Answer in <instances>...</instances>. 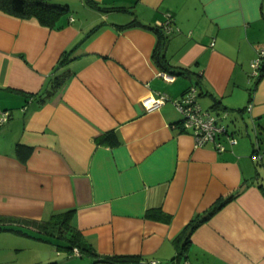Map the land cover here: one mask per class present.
<instances>
[{
    "label": "crops",
    "instance_id": "0c3cea01",
    "mask_svg": "<svg viewBox=\"0 0 264 264\" xmlns=\"http://www.w3.org/2000/svg\"><path fill=\"white\" fill-rule=\"evenodd\" d=\"M81 4L89 18L70 13L61 28L0 10V114L9 112L0 125V224L20 230H0V264H67L49 234L23 223L66 210L100 257L264 264V173L248 133L264 131V66L248 77L264 48V0ZM192 83L236 143L222 137L216 151L181 130L173 100ZM158 93L167 99L148 109L144 99ZM235 191L180 252L190 221Z\"/></svg>",
    "mask_w": 264,
    "mask_h": 264
},
{
    "label": "trees",
    "instance_id": "16d2710c",
    "mask_svg": "<svg viewBox=\"0 0 264 264\" xmlns=\"http://www.w3.org/2000/svg\"><path fill=\"white\" fill-rule=\"evenodd\" d=\"M50 1L51 0H0V10L21 18L35 17L42 25H46L53 28H61L65 24L68 17L70 16L71 12L69 5L53 4ZM158 31H159L160 40L162 42L164 38V32L162 30H158ZM156 62L160 67L162 68L166 67L165 65H163L164 58L162 55L156 56ZM181 69H185V68H181ZM192 84L195 85L194 83ZM180 128L182 131H184L181 127V121H180ZM254 151H256V149ZM237 193L238 191L237 192L235 191L234 193L231 194V196L218 200L213 204V206L209 210H206L202 215H199L190 221V223L183 229L184 239L182 240V242H180V252H182L185 249L189 241L188 236L190 235V233L200 223L208 219L214 211L219 209L223 204H225L229 199H231ZM71 214H72V210H66L64 212L54 213L47 221H42L37 223L34 221L24 220L23 223L26 225L36 226L37 228L49 234L48 240L51 239V242L53 241L55 246L58 248L62 247L66 249L67 252L69 251L72 252L73 248H77L81 254L76 257H81L82 253H86L87 255H92L93 258L89 264H135L141 261V258L137 255L116 254V255L101 256V257L98 256V254L94 252L91 245L84 239L81 233L78 232L71 225ZM162 216H164V214H160L161 218ZM2 229H12L15 231H20L19 227L16 228L14 226H11L10 224H4V223L0 224V230ZM52 236H56V238L54 237L52 238ZM179 238H177L176 242H178ZM36 264H59V263L57 261H49L45 263H36Z\"/></svg>",
    "mask_w": 264,
    "mask_h": 264
},
{
    "label": "built area",
    "instance_id": "2783aa9c",
    "mask_svg": "<svg viewBox=\"0 0 264 264\" xmlns=\"http://www.w3.org/2000/svg\"><path fill=\"white\" fill-rule=\"evenodd\" d=\"M170 17L163 23H158V26L163 29V32H171L172 27L169 24ZM252 67V76H259L262 66H264V48L259 49L255 58L250 61ZM166 79L171 80L174 75L163 73ZM198 90L193 84L188 86L180 98L174 99L173 103L181 114V127L184 131L189 132L193 138L196 146H204L208 143L213 144L216 151L224 149L222 137L230 144L236 143V138L228 132L226 126L219 122L218 118L212 115L209 111L201 108L198 103ZM167 96L158 93L155 97H148L144 99V104H148V109L157 107L164 102ZM250 104L246 107L250 110ZM9 118V112L4 111L0 114V125L5 123ZM259 152L253 151L251 158L257 160L261 158ZM72 255L79 256L81 253L77 248H73Z\"/></svg>",
    "mask_w": 264,
    "mask_h": 264
},
{
    "label": "rangeland",
    "instance_id": "374dc122",
    "mask_svg": "<svg viewBox=\"0 0 264 264\" xmlns=\"http://www.w3.org/2000/svg\"><path fill=\"white\" fill-rule=\"evenodd\" d=\"M53 4H68L70 8L71 14H73L75 17L77 16L78 18H81L82 20H87L89 18L85 14V10L83 9L84 7L82 6V0H51L50 1ZM91 27L87 28L86 31L90 30ZM249 65V71H248V77L250 78V74L252 73V67ZM254 78H252L253 81ZM251 80V79H250ZM253 84V83H252ZM249 135L252 137L253 140H257L255 143V146L258 147L259 153L261 155V158H264V143L259 144L258 137L264 138V131L260 130V133H258L257 138L255 137L256 133L255 130L254 132L250 131L248 132ZM255 142V141H254ZM260 145V147H259ZM260 158V164L258 165V169L261 171V173H264V159ZM261 168V169H260ZM59 250L62 252L60 256L56 255L57 258L63 259L67 264H89V258L86 255H83L82 257H71L69 258L67 256V251L66 249L59 247ZM57 261V260H56ZM59 264L60 261H57Z\"/></svg>",
    "mask_w": 264,
    "mask_h": 264
}]
</instances>
